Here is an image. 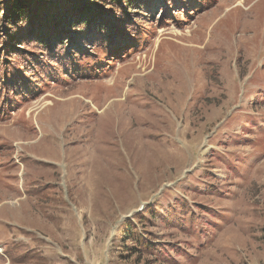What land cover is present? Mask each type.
I'll list each match as a JSON object with an SVG mask.
<instances>
[{
	"label": "rangeland",
	"instance_id": "374dc122",
	"mask_svg": "<svg viewBox=\"0 0 264 264\" xmlns=\"http://www.w3.org/2000/svg\"><path fill=\"white\" fill-rule=\"evenodd\" d=\"M197 1L0 92V264H264V0Z\"/></svg>",
	"mask_w": 264,
	"mask_h": 264
},
{
	"label": "trees",
	"instance_id": "16d2710c",
	"mask_svg": "<svg viewBox=\"0 0 264 264\" xmlns=\"http://www.w3.org/2000/svg\"><path fill=\"white\" fill-rule=\"evenodd\" d=\"M172 2L185 8L199 3L197 0H0V92L3 95L25 92L28 88L25 79L33 76L28 67L47 78V64L57 67L58 59L62 64L65 60L72 64L71 57L84 55L86 48L95 42L111 40L116 46L123 43L124 47L131 42L125 35V25H140L157 8L159 17H163L165 10L169 13L164 5L172 7ZM115 10L121 13L116 14ZM105 12L115 16L107 17L110 15ZM63 68L74 70L75 65L64 64ZM33 80L39 79L36 76ZM166 209L174 211L173 207ZM152 214L147 209L142 215L146 220ZM121 229L123 242L136 243L128 259L133 257L139 262L142 256L165 252L163 244L144 240L131 222L123 223ZM18 246L21 248L20 243ZM23 258L27 260V256Z\"/></svg>",
	"mask_w": 264,
	"mask_h": 264
}]
</instances>
